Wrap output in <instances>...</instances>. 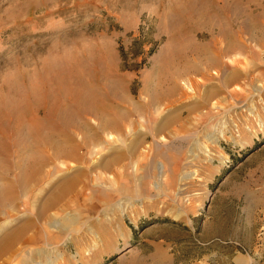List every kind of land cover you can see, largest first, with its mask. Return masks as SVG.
<instances>
[{
    "label": "rangeland",
    "instance_id": "1",
    "mask_svg": "<svg viewBox=\"0 0 264 264\" xmlns=\"http://www.w3.org/2000/svg\"><path fill=\"white\" fill-rule=\"evenodd\" d=\"M193 1L195 14L204 10L205 0ZM223 1L229 5L224 3L227 8L214 18L211 30L199 27L173 48L165 45L163 33L182 23L170 11L183 6V0H0V100L7 99L4 94L21 98L19 88L26 89L20 86L22 72L34 78L56 58L103 52L110 74L99 79L104 84L98 91L109 94V104L122 117L119 127L95 138L76 116L71 120L72 111L63 114L59 121L78 144L73 158L55 156L50 147L42 152L8 148L9 163L2 164L10 168L0 166V196L4 190L11 193L0 206V239L16 225L32 222L33 242L6 249L0 264H138L137 248L127 246L144 236L138 232L141 225L199 223L211 198L224 190L236 191L224 221L218 223L212 215L205 235H194L208 249L201 258L181 264H264V0L219 4ZM197 17L192 18L206 20ZM223 26L234 30L241 48L219 52L214 67L207 65L205 53L185 45L192 39L224 46L230 37ZM175 48L197 68L175 73L166 64L167 76L161 74L163 81L155 85L158 65L170 62ZM180 61L176 58L174 64L181 69ZM234 70L238 76L230 80ZM171 72L173 80L168 79ZM11 83L21 93L8 94ZM155 89L158 96L152 99ZM93 116L83 120L95 127L98 118ZM6 135L0 134V145L10 139ZM34 153L37 160H31ZM31 167L39 172L25 188L24 174ZM70 179V188L53 201L60 184ZM146 231L183 235L168 225ZM173 250L166 247L150 264H177Z\"/></svg>",
    "mask_w": 264,
    "mask_h": 264
},
{
    "label": "bare ground",
    "instance_id": "2",
    "mask_svg": "<svg viewBox=\"0 0 264 264\" xmlns=\"http://www.w3.org/2000/svg\"><path fill=\"white\" fill-rule=\"evenodd\" d=\"M183 1H184V3L182 4L183 6L180 5L181 7L179 6L178 8H176V6H175V8H173V10L170 11V13H172L171 17L173 16V13H174V15L178 14L182 18V21L180 20L182 23L180 24V26H176V28H175V25H177V24H175L176 22L174 21L175 22L174 23L175 25H173L174 27H172V25L170 26L174 29H166V31H164L163 34L165 35V40H166L165 45L168 44V46L171 45L173 47V45L175 43L183 44V40H181V38L187 37L188 33L193 32V31L195 32L196 30H198L199 27L200 28L204 27L208 30H211L213 28L214 22L216 21L214 18H216V19H217V17L219 18V16L224 12L225 8H227L225 6L226 4H224L227 2L223 1L222 4H219V1H221V0H205L206 5H208V8L206 9L205 8L206 5H205V7H201V8H204V10L202 9L198 13L195 14L194 11H196V10L193 11V7L195 4L192 6L193 0H183ZM201 2H203V1L201 0ZM197 6H196V8H197ZM201 6H203V5L201 4ZM198 7H200V6H198ZM167 12H169V11H167ZM163 15H162V17H163ZM201 15L202 16L205 15L206 20L204 22H202V20H201V23H200L199 22L200 20L197 21L198 20L197 16L200 17ZM164 16L167 19L166 16H169V14L168 15L166 14ZM194 16L197 17L196 21H194V19L192 18ZM171 17L169 16L168 18H171ZM175 18L177 19V16ZM161 20H162V18H161ZM166 24L168 25L169 23H166ZM256 24L258 26V22H256ZM167 25H165V27H169ZM221 29H222V27H221ZM223 30L225 31L224 34H226L227 36L230 37L228 42L224 46L222 45L223 47L220 45V47L216 48V46H215L216 44H213L212 42H197V41L192 40V39L191 40L188 39L190 41L187 40L185 45L188 46L189 48L191 47L194 50H198L202 53H205L207 65H210V66L213 65V67H214L219 62V56H218L219 52H229V51L231 52V50L235 51L236 48H238V45H239V47L241 46V44L238 43V41L236 39V34L234 33V30L232 28H230L229 26H223ZM161 33H162V31H161ZM170 47H168V48H170ZM181 47H182V45H181ZM182 48H184V47H182ZM175 50H176V48H175ZM185 50H186V48L184 49V51ZM173 52H175V55L173 56L171 54V56H173L174 58L171 59L170 62L165 61L162 64L158 65L157 70H156L158 76H156L157 80H156L155 85L158 86L159 84H161L160 82L163 81L160 78L161 74L164 77L167 76L166 70L164 69L166 67L165 66L166 64L170 65V67H173L174 69L172 72H175V73H180V71H182V70H183V72L188 71L190 68H193V69L197 68L196 64L192 63V65H191V64H189L188 61H186L187 60L186 58L185 59L183 58L184 52H183V55L181 53V50L180 51L176 50ZM100 53L98 54V52H97V56H96L97 58L95 57L94 53L91 54L90 56L94 55V57H95V58L93 57L94 59H92V57L90 58V56H88L87 53L86 54L81 53L82 55H79V56L72 54L66 60H63V59L60 60L59 58H56L57 60L55 59L52 62L50 61L46 66L44 64V67L42 69H40L41 71L38 70L39 72H37V73H39V74H37V75L39 77L38 76H36L34 78L31 77L32 78L31 79L30 75H29L30 72L28 74H27V72H25L28 75V77L31 79V80H28L29 78L27 79V77L25 75H23L24 72H22V75L20 77L21 78V82H20L21 85L20 84L19 85L22 86V84H24L26 87L25 91L23 88L22 89L19 88V90H21V91L23 90L22 93L17 90L18 84H16L20 80H18L16 83H14V84H16V89H15L14 84H12V83L11 84L14 87L13 86L9 87L8 91H6L7 90L6 88L3 89L8 94H9V92L11 94H13L14 93L13 90L18 91L19 93H21L20 94L21 98L20 99H12V98H9V95L4 94L5 96H7V99H5L6 97H4V95H3V99H5V100H0V101H2V102H0V134L2 135V137L7 134L9 136V138L11 139V140L8 139V141L6 140V142L3 141L6 144H7V142H10L9 145H6L4 143L5 144V146H4V144H1L5 148L3 150L4 151L3 154H0V163H1L0 166H3V164L5 165L6 163H4V162L9 163V161L7 159L8 153H6V151L8 150L9 147L23 146V147H26L28 149H31L33 147L36 149V151L39 150L41 152H42V148L50 147L53 149L55 156H68L69 158L75 157V155H76L75 154V149H76L75 145L77 143L75 144V139L71 136V134H69L68 128L64 127L61 124V122L59 121L60 117L63 114H64L63 116H65V113L67 114V112H69V111H72L71 113L74 114L73 116H70L71 120L74 119L76 116L79 119V121L81 122L82 126H84L86 128H90L94 132L95 138L102 137L101 133H103V131L106 129H114V128H117L120 126L119 125V119L121 117V113H117L118 110L117 111L114 110L111 107L112 104L111 105L109 104V102H108V100H109L108 95L109 94H103L102 91L101 92L98 91V86H102L104 84V82L102 83V81H103L102 80L100 82V84H102V85H99V79L101 77H103V79L107 78L110 74L109 73L110 72L109 57L107 56V54H104L103 52L101 54ZM160 53L163 54V50ZM165 53H167V52H165ZM159 55L161 56V54H159ZM185 55H184V57H185ZM164 56L162 55V57H164ZM176 58L181 60L180 61L181 69L179 68V65H178V68H179L178 69L177 66L174 64V61ZM33 71H37V70L35 69ZM33 71H32L33 74H31V75L34 76ZM177 71H179V72H177ZM49 72H50V74H49ZM172 72L168 73V79H170V80H173V77L176 76ZM112 75H113V73H112ZM237 76H238V73L236 70H234L232 75L229 77V79L233 80L234 78H237ZM15 80H17V79H14V81ZM119 80H121V79H119ZM70 81L72 83H75L76 85L74 87L70 86L71 88H69V84L71 83ZM104 81H105V79H104ZM174 83H175V81H174ZM174 83H172V85H173V87H176L177 85H175ZM36 85H37V87H36ZM110 85H111V83H110ZM105 87H107V86H105ZM0 88H1V86H0ZM170 88H172V87H170ZM106 91H107V89H106ZM156 91L157 90L155 89L154 93H151V94H153L152 99H156L155 97L158 96L157 95L158 93ZM19 93H15V94H19ZM0 95H2V94H0ZM13 96H14V94H13ZM209 96H211V95H209ZM0 98L2 99V96ZM13 98H15V97H13ZM50 100L51 101L53 100V102H51ZM37 113H39V114H37ZM93 114H94L93 117L98 118V122H96L97 126H95V127L91 126L90 124H87V122L84 121L85 119L83 120V118L86 115H93ZM68 116H69V114H68ZM67 119L69 120V118H67ZM166 119H168V118H166ZM166 119H165V122L162 121V123L159 126H161L162 124H165L167 122ZM75 120H77V119H75ZM8 129H9V131L6 132ZM10 131H11V133H9ZM7 135H6V137H7ZM110 135H112V134H110ZM110 135H108V138L110 137ZM77 146H78V144H77ZM40 154H42V153H40ZM33 155L37 156L38 154L34 153ZM36 156L32 157L31 160L32 159L37 160V159H35ZM117 156L118 155L116 154L115 157H117ZM115 157L113 156V158H115ZM38 158H39V162H40L39 165H41L42 164L41 155H39ZM46 159H47V157H46ZM3 167H6L8 169L10 168V167H7V165L3 166ZM0 168L2 169V167H0ZM0 171H2V170H0ZM10 171H11V169H10ZM24 172H25V170H24ZM38 172H39V169H37V168L34 169V167H31L29 172L26 171L24 175L27 176V179H25L22 182L23 187L26 186V181L33 179V177H35L38 174ZM5 174H6V172H5ZM3 176H5V175H3ZM72 180L71 179L66 180L62 184H60V187L57 189L55 195L53 196V201L56 198H58V196L60 194H62L65 190L70 188ZM7 189H9V188H7ZM22 189L25 190L24 188H22ZM4 191H5V194L0 196V206L1 207H2V205L5 204V202H7V200L10 199L11 190L10 191L4 190ZM177 217H178V215H174V218H177ZM11 242H12L11 238H8V240L6 239V241L2 245H0V253H3L9 247ZM50 264H51V262H50Z\"/></svg>",
    "mask_w": 264,
    "mask_h": 264
},
{
    "label": "crops",
    "instance_id": "3",
    "mask_svg": "<svg viewBox=\"0 0 264 264\" xmlns=\"http://www.w3.org/2000/svg\"><path fill=\"white\" fill-rule=\"evenodd\" d=\"M219 194L220 195L215 200L214 196L216 195L211 198L210 204L208 205V214L204 219H201L199 223L196 222L192 225H188L186 223L179 224L177 222L167 220L165 222L163 221L148 225H141V229L138 232L140 234L144 233V236L136 238L127 246L137 248L134 261L138 264H150L151 261L157 262L159 260L158 258L164 254L166 247L174 249L172 252V259L177 264H181L183 261L201 258L204 254L202 253L203 250L205 251L208 249V244L198 241L194 238V235H205V232L208 230L207 225H209L210 218L212 219L214 217L218 223L220 220L224 221L222 215L224 216L226 214V205L230 204V202H233V199L236 197V191L232 190L219 191ZM218 203H221V205H218ZM210 207L212 209L211 215L209 213ZM235 208L237 207L235 206ZM240 212H243V210L241 209ZM243 213L245 216L247 215L246 211ZM212 215L213 217H211ZM235 220V217H232V221L234 222ZM262 221L264 222V217L262 218ZM31 223L27 222L23 225H16L12 231L8 232L0 239V245H2L6 239L8 240V238H11L12 242L7 249H10V247L16 243H20L24 246H31L33 242V237L29 232L33 226ZM162 225H168L169 227L178 229L183 232V235L179 237H167L157 233L147 235L150 232L146 231L148 228L153 226H157L159 228ZM193 225H195V227ZM134 227L135 226H133V228ZM153 230L155 231L156 229ZM193 239H195V241ZM4 253H0V257L3 256Z\"/></svg>",
    "mask_w": 264,
    "mask_h": 264
}]
</instances>
